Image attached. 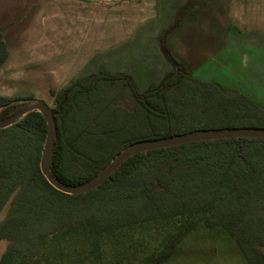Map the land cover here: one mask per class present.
<instances>
[{
	"label": "trees",
	"instance_id": "1",
	"mask_svg": "<svg viewBox=\"0 0 264 264\" xmlns=\"http://www.w3.org/2000/svg\"><path fill=\"white\" fill-rule=\"evenodd\" d=\"M161 44L173 70L146 90L128 73L107 68L51 90L57 138L50 169L58 181L84 185L140 142L201 130L264 129V109L254 100L188 76ZM8 57L0 28V69ZM127 92L132 108L119 103ZM28 99L34 97L0 96V120ZM48 132L39 111L0 129V213L9 204L0 222V241L8 242L0 264H105V254L130 246L127 235L138 228L161 238L144 261L162 264L201 222L224 228L249 264H264V139L231 137L141 152L96 189L69 195L42 173ZM71 247L76 259L66 260ZM117 258L114 264H133L128 255Z\"/></svg>",
	"mask_w": 264,
	"mask_h": 264
},
{
	"label": "crops",
	"instance_id": "2",
	"mask_svg": "<svg viewBox=\"0 0 264 264\" xmlns=\"http://www.w3.org/2000/svg\"><path fill=\"white\" fill-rule=\"evenodd\" d=\"M186 1L178 0V3L182 6ZM197 1L196 7L186 14L188 17L196 9V29L183 32L182 36L178 34L168 43L173 57L184 63L188 76L238 90L264 109V0H221L218 3L220 8L223 4L221 13L212 4L210 10H203L204 7ZM14 3L19 4V16L23 17L17 21V26L9 28L8 24L14 21L18 11H10ZM159 3L162 7L160 19L143 24L130 33L133 37L130 40L132 43L127 44L129 48H121V44L114 46V66L113 69L107 68L128 73L141 90L160 83L173 70V65L157 48V43L166 25L169 26L176 16L177 2L159 0ZM87 9L86 0H0V28L9 52L0 69V82L10 83L13 77L27 75L22 73L25 69L34 70L38 66L50 67L51 72L46 73L52 74L54 77L50 80L56 81L58 68L71 70L73 59L75 65L81 66L83 62L79 63L78 58H85L88 52L87 43L85 48L82 44L85 16L84 34L88 32ZM45 10H51L48 12L51 16L45 17ZM74 12L81 18L80 34L77 24L72 21ZM62 19L65 20L64 25L61 24ZM156 23H161V27L157 28ZM230 25L234 26L233 29ZM79 43L80 53L73 54V49L78 50ZM84 51L86 53H81ZM85 59L83 68L88 64V59ZM51 60L52 63H48ZM142 72L155 76L145 87L139 85L137 78ZM85 74L76 75L59 89ZM50 80L45 79L46 82Z\"/></svg>",
	"mask_w": 264,
	"mask_h": 264
},
{
	"label": "rangeland",
	"instance_id": "3",
	"mask_svg": "<svg viewBox=\"0 0 264 264\" xmlns=\"http://www.w3.org/2000/svg\"><path fill=\"white\" fill-rule=\"evenodd\" d=\"M86 1L88 6V32L87 35L86 33L84 34V29L86 26L85 16L83 23L84 28L82 30V44L83 48L86 47V43L88 47L87 56H85V58L88 59L87 67L83 68V64L86 60L84 56L82 58H78L79 63L83 62L81 66L75 65L76 61L75 59H73L74 65L72 68H70L71 70H66V72L60 70V68L57 69L58 77L56 81L50 80L54 76L52 74L46 73L47 71L51 72L50 67L47 68V66H38L34 70L28 68L22 72L26 73L27 75L13 77L10 80V83L0 82V94H4L6 95V97H15L20 95L23 98H28L30 97V95H32L34 99L22 100L21 102H29V104L43 102L51 109L52 107H54V99L50 94V90H52L53 88L59 89L61 86L66 85L70 81V79H73L74 77H76V75H81V73H90L93 71H98L101 68L113 69L116 53H113L112 48L114 46H118V44H121V48H129L130 45L127 44L132 43H130V40L133 37V34L130 33H133V31H135L143 24H151L158 18L160 19L162 12V7H160L159 0ZM196 1L197 0H195V2H193V4L191 5V0H188L181 6V4L178 3V0H173L174 4L177 2L176 16L173 19L172 23L169 26L167 24L165 30L160 34L158 38L157 48L159 47L162 51V40L165 41L167 47L169 48L168 43H170L175 36H177L178 34L182 36L183 32L196 29V9L195 11L191 12L188 17H186V14L191 9L196 7ZM197 2H199L202 8L204 7L203 10H210L212 8V6L210 5L212 4L213 6L216 5V9L219 10L220 13L222 12L221 10L223 8V4L221 5V8L218 6V3L221 2V0H198ZM18 6L19 4L14 3L10 7V11H12V9H18V11L16 10V14L13 17L14 21H10V23L8 24L9 28L17 26L19 24H17V21H19L21 17H23L22 15L19 16L20 8H18ZM188 8L191 9L188 10ZM166 9L168 8H165V10ZM50 11L45 10V17L50 15L48 13ZM52 18L58 19V17L53 16ZM34 19L35 18H33V20ZM68 21L69 20H67V22ZM72 21L77 24L76 27H78L79 29V21H81L80 15L74 12ZM64 23L65 20L62 19L61 24L64 25ZM161 25V23H156L155 26L157 28H160ZM230 27L233 29L234 26L230 25ZM80 43L78 50L73 49V54L80 53ZM81 53L84 54L86 52L84 51ZM170 53L172 55L171 51ZM68 61L69 60H67V62ZM48 63H52V60ZM180 63L186 70L184 63ZM143 72L140 77H137L139 79V85L141 87H145L146 84L150 82V80L155 79L154 75L150 76L148 72L146 74H143ZM46 74L47 76H43ZM45 79H49L50 81L46 82ZM259 97L261 98L262 96ZM119 103L128 108H132L134 106V100L128 92L124 94ZM8 209L9 204L0 213V222L7 215ZM148 231L149 233L143 231L142 228L132 230L131 234L127 235V237H129L130 241L132 242L130 246L125 247L119 245L117 251H112V247L109 250L108 254H105L104 263L114 264L118 260L117 256L122 257L128 255L130 256L131 262H133V264H146V262L144 261L145 257H147L155 247L159 246L158 243L161 240V238L160 240L155 239L154 235H152L154 234L152 230ZM7 248L8 242L5 240L0 241V260L4 253L7 251ZM74 249V247H71L70 249L65 250L68 253L65 257L66 260L76 259L77 253ZM119 252L123 254H119ZM124 262H126V260ZM125 264H128V262H126ZM162 264L249 263L240 250L236 240L224 228H209L203 222H201L181 238V240L175 245L169 257L164 260Z\"/></svg>",
	"mask_w": 264,
	"mask_h": 264
},
{
	"label": "water",
	"instance_id": "4",
	"mask_svg": "<svg viewBox=\"0 0 264 264\" xmlns=\"http://www.w3.org/2000/svg\"><path fill=\"white\" fill-rule=\"evenodd\" d=\"M33 111H39L43 114L47 121L49 130L42 152V173L54 188L69 195L86 193L96 189L101 184H103L114 172H116L127 159L141 152H148L196 141L227 139L231 137L264 139V129L232 128L225 130H201L197 132L177 135L172 138L140 142L137 144H133L126 150L120 152L106 168H104L98 175H96L86 184L81 186H68L58 181L52 175L50 169L51 154L54 148L55 139L57 138V126L52 110L45 103L37 102L35 104H29V102H24L18 113L8 119L0 120V129H4L15 124L22 117Z\"/></svg>",
	"mask_w": 264,
	"mask_h": 264
}]
</instances>
